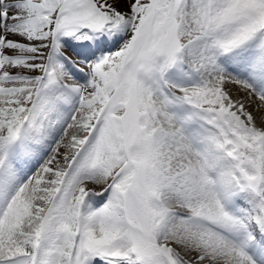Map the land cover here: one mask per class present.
I'll return each instance as SVG.
<instances>
[{
  "label": "snow or ice",
  "instance_id": "snow-or-ice-1",
  "mask_svg": "<svg viewBox=\"0 0 264 264\" xmlns=\"http://www.w3.org/2000/svg\"><path fill=\"white\" fill-rule=\"evenodd\" d=\"M0 264H264V0H0Z\"/></svg>",
  "mask_w": 264,
  "mask_h": 264
}]
</instances>
